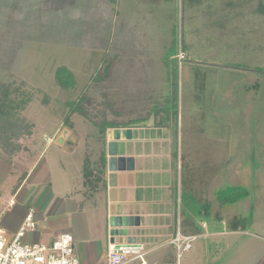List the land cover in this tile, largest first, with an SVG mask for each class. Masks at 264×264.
<instances>
[{"label":"rangeland","instance_id":"374dc122","mask_svg":"<svg viewBox=\"0 0 264 264\" xmlns=\"http://www.w3.org/2000/svg\"><path fill=\"white\" fill-rule=\"evenodd\" d=\"M120 1L0 0V85L10 86V98L19 104L17 114L29 132L18 142L13 140L20 149L15 153L0 145V156L11 161L16 158V165L25 174L39 166L30 184H23L22 195L32 183L39 182L38 173L47 170L42 157L55 172L58 194L75 195L83 161L97 160L100 166L101 125L105 121L126 120L141 127L146 112L154 109L162 113L169 107L174 113L173 141L160 139L167 131L161 136L159 131L144 128L139 133L145 138H138V130H134V139L124 138L120 147L122 152L130 151L128 162L143 161L145 168L153 171L142 180L160 183L167 180L173 156L175 163L178 153L184 155L189 183L180 189L182 206L197 230L202 221L220 226L214 215L217 204L205 215L206 199L192 186V178L201 177L209 182L210 199L214 188L215 196L229 186H239L244 195L249 192L242 201L219 202L221 212L228 218L229 212L239 211L240 217L250 220L246 227L251 233L264 235V12L260 10L264 0H127L124 7ZM143 19L154 22L147 30L151 38L148 34L140 38L148 50L155 44L156 49L147 57L136 43L142 26L137 32L133 28L132 35L125 30L119 37L120 30ZM179 45L185 55L181 62L177 59ZM106 55L107 62L112 59L108 73ZM60 66L73 71L74 87L59 85L55 72ZM78 103L85 114L70 113L79 108ZM64 128L81 135L73 151L57 143ZM47 136L52 138L49 146L44 140ZM186 154L191 155L192 165H205V169L191 173ZM29 157L26 170L23 166ZM247 199L254 206L253 212L241 205ZM17 201L22 203L23 199ZM192 244L193 248L180 257L175 245H165L159 251L162 260L169 264L236 261V244L227 248L224 237H198ZM139 262L136 259L126 264Z\"/></svg>","mask_w":264,"mask_h":264},{"label":"crops","instance_id":"0c3cea01","mask_svg":"<svg viewBox=\"0 0 264 264\" xmlns=\"http://www.w3.org/2000/svg\"><path fill=\"white\" fill-rule=\"evenodd\" d=\"M125 1V3H123V0L120 1L122 7H124V5L129 2L127 0ZM151 1L155 2L158 0ZM132 2L134 1L131 0V3ZM134 6H136V4ZM135 9L137 8L135 7ZM119 16L123 21V13L121 12V10L119 11ZM147 20L148 19L141 20L142 22H140V24L138 23L139 21H136L134 22L133 26L132 24L127 25V28L119 31V37L122 36L121 32L125 30L128 32V35H132L133 28H136L135 32H137V30L141 28L139 26H142V30H139V37L138 40H136V43L139 45L140 49L142 48L144 57H147V53L151 55L152 50L156 49L154 48L155 44L151 47L149 45V50L147 44L145 47H143V39H140L142 34H148V36L151 38L150 32H147V30L152 28V24L154 22H151V19L149 22ZM145 26L148 27L146 28ZM148 41H151V39H149ZM120 44L121 40L119 39V46L121 48ZM144 50H146V52ZM121 53L122 50L120 52V55ZM111 58L115 59L114 56H111ZM147 68L148 70L150 69L149 64ZM150 86L151 85L147 84L148 88H150ZM160 91L163 92L164 90ZM152 92L158 93V91ZM143 117L146 118H144L143 122H141V127L135 125L136 123H132L128 126L116 127L118 129H121L122 131V136L119 140L118 154L120 163L122 160L124 161V159H129L131 155L130 151L128 150L123 152L120 151L121 143L125 140V137H123L124 131L128 128H132L133 139L135 136L134 130H138L139 133V131L143 130L144 128H150V130L154 129L156 131H159V133H161V136L162 131H167L168 135L166 134L161 138L159 136L156 137L160 138L161 140L170 139L171 141H173L171 126L174 124V113L171 112V109H169V107L167 108V111L162 113H156L153 109L149 112H146L145 116ZM124 121L118 122L127 124V122ZM116 128H108L106 130V133L104 134V137L101 139L103 141L101 143L102 147L100 149L99 158L102 156V152L105 151L106 167H103L101 164L100 166H98L97 160L86 158L83 161L81 167V177L78 178L79 181L75 189V195H70V193H67L66 196H61L60 194H58L57 188L54 186L53 182L55 178V172L49 169V162L48 160L46 161L43 157L42 161L46 164L47 170L45 172L38 173V176L40 177L39 182L37 181L34 184L32 183L30 188H26V194L22 195L21 189L23 187V184H25L26 182L30 184V179L33 178V173L36 172V169L39 168V166L33 169V172L29 169V172L27 173L26 171L25 174L24 171L16 165L15 161L17 160H14L16 158L13 159V162V160H7L0 156V224L4 228H6L8 233L13 234L20 228L27 211L32 207L35 210V219L37 221L38 227L35 231L29 232L26 240L51 242L58 238L64 232H70L72 234L74 233L73 235L75 237V249L81 261L83 262L82 264H108V249L110 246L108 235L110 231L109 219L111 216L109 205L113 202H126L127 194L129 192V194L135 198V204H140L139 209L141 212L139 214L141 218V225L137 228L132 229V234H135V236H137V240L135 241L136 243H134L135 245L133 246L134 250H136V252H140V254L143 256L144 262L146 264H149V262L150 264H169V262H165L166 260H162L163 256H161L159 251L163 250L164 246L167 244L174 245L172 241L178 233L181 236H193L196 237V239L203 236L224 237L227 248L230 249L232 246H234V244H236V250L234 254V258L236 261L233 264H264V235L251 233V231L247 228H239L236 230L230 229L228 226V222L236 217H240L239 213H237L239 211L235 210L234 213L229 212L228 218H225L221 212L222 206L220 205H222V202L219 201L220 199L218 197V193L217 196H215L214 190L216 188L212 190L213 199H210L207 196L209 191L206 188L209 182H207L206 178H192V186L196 187L195 190L198 191V193H201L203 199H206V207L204 210L205 215L208 213L207 204L210 206H212L214 203L219 205L218 208L216 205L214 209V211L216 210V212H214L215 214H213L215 215V217L219 218L220 226L218 227L215 224L209 226L206 221H202L198 224V226H200L198 231L196 223H194L190 218L186 216L187 210L184 205L183 206L185 208V211L183 210V194L182 192H180V189H183L186 184L189 183L187 182L189 180V172H187V174L186 172H184V155H180V153H178L177 161H175V163L173 156L172 163H169V165H172L170 167L168 165L167 167V180L161 178L163 182L160 183L147 182L146 180H142V178L146 176L145 174H148L152 170L146 169L143 161H139L136 163L129 161L127 164L128 170L124 172L127 174L132 173V177L129 178L128 175L126 178V182L123 185L121 183L123 175H119L122 172L111 171L108 167V130ZM64 129L66 130V128ZM64 129L62 130V132L64 131ZM137 136H139L138 138H145V134L142 135L141 133H139V135L137 134ZM81 139L82 138L80 134L69 131L65 137L64 143H57L62 147L65 146V149L67 151H73L75 149V145L78 144ZM44 140L48 141L49 146L52 138L50 139L47 136L46 138H44ZM70 140H72L73 143H70ZM98 140L100 139L98 138ZM39 146L40 145H38L37 148H39ZM40 153L42 154L43 151ZM186 155L189 158L187 159L188 161L186 160L189 166L187 168H190L189 171L191 173H193V170L197 168L205 169V165H203L202 167L199 165H192V161L190 160L191 155ZM200 156L204 155L200 154ZM30 157L26 161V166H23L24 168H26V170L28 169L27 165L29 164ZM88 161L89 163H91V167H89L91 168V170L88 168ZM22 163L23 162H21L20 164L21 166ZM93 164L94 167L92 166ZM44 173H46L47 175H45ZM216 173L214 177H217ZM43 178H50V181H42ZM15 182H17V184H15ZM218 187H220V185ZM142 189H145L146 193L141 191ZM158 189H162L163 191L156 193ZM150 190H155V192L152 193L150 192ZM220 190H222V188ZM75 196H78V198ZM17 198H20V200L23 199L22 203H18ZM242 199L236 202L242 201ZM178 201H180V203H178ZM166 205H169V209H167ZM180 205L182 206L181 209H179ZM241 205L246 208H250L253 212L254 206L253 204L252 206H250V199L243 201ZM209 227L211 228L209 229ZM207 229H209L210 231H208ZM219 243L222 244V240H220ZM192 248L193 244L192 247L187 251H190ZM220 249L221 247H219V250ZM156 252H159V254L152 257L151 253ZM163 253H166V250H164ZM217 254H220V252L218 251ZM136 255L139 254H133L132 256ZM148 256H150V259H146V257ZM136 259L141 260V258L134 257L128 262H132ZM171 259L174 260V256H172ZM140 263L141 262H139L138 264Z\"/></svg>","mask_w":264,"mask_h":264},{"label":"built area","instance_id":"2783aa9c","mask_svg":"<svg viewBox=\"0 0 264 264\" xmlns=\"http://www.w3.org/2000/svg\"><path fill=\"white\" fill-rule=\"evenodd\" d=\"M184 52L180 49L178 59L181 62ZM35 210L30 208L20 228L13 234H9L6 228L0 224V264H82L75 249V237L70 232L62 233L51 242L28 241L29 232L37 229ZM196 239L193 236H181L179 233L173 239L178 257L183 251L192 247ZM133 254H139L132 256ZM132 256V257H131ZM141 258L140 264H146L140 252L134 250V246L115 247L110 244L108 249V264H124L132 258Z\"/></svg>","mask_w":264,"mask_h":264},{"label":"trees","instance_id":"16d2710c","mask_svg":"<svg viewBox=\"0 0 264 264\" xmlns=\"http://www.w3.org/2000/svg\"><path fill=\"white\" fill-rule=\"evenodd\" d=\"M264 5L261 4V7ZM262 12H264V9L260 8ZM182 49L181 45H179V49L177 52V58L179 50ZM108 55H106L104 60L105 70L106 73L110 70L112 59L110 62H107ZM179 60V59H178ZM56 80L63 88L68 89L75 86V75L72 70H70L68 67L60 66L56 69L55 72ZM0 89L3 90V98L0 99V145L6 146L9 150V152L15 153L19 149L18 145H14L13 140L19 141L22 136H26L29 132L28 129L26 130V127H22V122L19 119L17 108L19 107V104L15 103L13 99L10 98V86L6 85H0ZM27 101V100H26ZM79 103H82L79 101ZM78 103V104H79ZM73 112H79L81 114H85L82 105L79 104L78 109H74L70 111L72 114ZM131 122L120 123L116 120H109L105 121L101 125V131L105 134L107 128H116V127H123L130 125ZM67 128L68 125L66 124ZM8 144V145H7ZM88 163V168L91 167ZM100 164L103 167H106V156L105 151L102 152V156L100 157ZM91 170V168H89ZM90 178V177H89ZM88 178V179H89ZM238 189H242L239 186H229L227 188H224L218 192V197L222 204L232 203L240 200L242 197L249 195V192L246 191V195H244V192ZM208 210H210V205L207 204ZM250 220L243 218V217H236L233 220H231L228 223V226L230 229L236 230L239 228L246 229L247 225L249 224Z\"/></svg>","mask_w":264,"mask_h":264},{"label":"water","instance_id":"95a60500","mask_svg":"<svg viewBox=\"0 0 264 264\" xmlns=\"http://www.w3.org/2000/svg\"><path fill=\"white\" fill-rule=\"evenodd\" d=\"M69 130H64L63 133L58 138L57 142L59 144H63L65 141V137ZM125 139H132V128H128L125 131ZM122 131L121 129H111L108 130V167L111 171H121L119 175L122 176L121 183L124 185L126 182V178L129 175V178L132 177L131 174H127L124 171L128 170L127 164L128 161L124 159L123 163L119 162L118 154H119V140L121 139ZM73 143L70 140V143ZM120 182V180H119ZM134 197L131 196L128 192L126 202H113L109 205L110 209V231H109V242L110 244H114L115 247H128L133 246L136 243L137 236L132 234V229L137 228L141 225V218L139 216L140 204H135Z\"/></svg>","mask_w":264,"mask_h":264}]
</instances>
